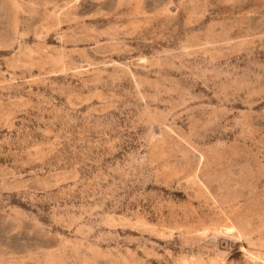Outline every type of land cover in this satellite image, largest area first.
Listing matches in <instances>:
<instances>
[{
    "label": "rangeland",
    "instance_id": "1",
    "mask_svg": "<svg viewBox=\"0 0 264 264\" xmlns=\"http://www.w3.org/2000/svg\"><path fill=\"white\" fill-rule=\"evenodd\" d=\"M0 264H264V0H0Z\"/></svg>",
    "mask_w": 264,
    "mask_h": 264
}]
</instances>
